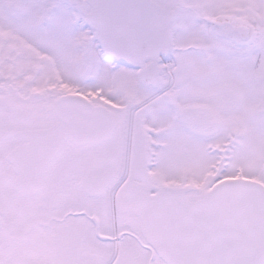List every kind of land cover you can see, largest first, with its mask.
I'll return each instance as SVG.
<instances>
[{
    "label": "snow or ice",
    "instance_id": "6c2138e0",
    "mask_svg": "<svg viewBox=\"0 0 264 264\" xmlns=\"http://www.w3.org/2000/svg\"><path fill=\"white\" fill-rule=\"evenodd\" d=\"M0 264H264V0H0Z\"/></svg>",
    "mask_w": 264,
    "mask_h": 264
}]
</instances>
